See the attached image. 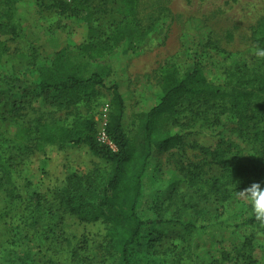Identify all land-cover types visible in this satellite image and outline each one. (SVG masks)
I'll return each instance as SVG.
<instances>
[{"label": "rangeland", "instance_id": "1", "mask_svg": "<svg viewBox=\"0 0 264 264\" xmlns=\"http://www.w3.org/2000/svg\"><path fill=\"white\" fill-rule=\"evenodd\" d=\"M138 14L143 27L155 28L136 51L127 53L123 43L103 58H83L90 59L91 73L104 69L107 88L117 83L126 95L129 137L138 114L157 103L167 66L184 74L198 63L218 86L238 67L264 70L254 54L264 48V0H139ZM126 15L125 0H0V156L13 164L9 180L2 181L0 169V264H116L104 224L50 211L48 203L35 210L32 203L35 193L52 201L71 174L97 169L105 177L106 162L87 147L18 155L11 140L23 124L71 123L77 112L94 118L100 132L109 113L105 89L88 102L60 107L53 93L33 95L34 69L51 64L63 48L79 57L83 44L103 45ZM13 103L21 110L13 112ZM220 121L234 140L237 120L228 114ZM191 140L157 153L144 177L138 212L147 228L134 264H264V233L247 222L250 205L237 198L224 204L210 190V178L221 170L204 149L217 141ZM252 147L241 142L244 162L253 159ZM14 189L20 198L11 201Z\"/></svg>", "mask_w": 264, "mask_h": 264}, {"label": "trees", "instance_id": "2", "mask_svg": "<svg viewBox=\"0 0 264 264\" xmlns=\"http://www.w3.org/2000/svg\"><path fill=\"white\" fill-rule=\"evenodd\" d=\"M138 3L139 0H125L126 18L103 45L85 43L80 47L79 57H72L63 48L54 55L51 64L34 69L37 81L33 84V95L42 99L53 93L56 97L53 103L60 107L88 102L100 89H105L109 97L106 133L114 148L99 141L95 119L78 112L71 123L37 120L23 124L11 140L18 155L33 156L51 146L87 147L94 157L106 162L105 177L97 169L86 175L71 174L54 192L52 201L35 193L32 203L35 210L43 209L48 203L50 211L58 208L81 222L104 224V243L116 256V264H134L136 249L144 241L147 224L138 208L144 177L157 160V153L171 151L196 137L217 141L214 149L204 151L221 170V175L210 178L209 184L224 204L231 203L236 191L252 182H264V70L238 67L228 75L226 86H218L208 80L198 63L184 74L175 66H167L161 71L157 103L138 114L135 135L128 136L126 95L117 83L107 88L104 69L91 73L90 59L83 58L87 55L103 58L123 43L127 44V53L136 51L155 28V25L142 26ZM58 6L63 4L59 2ZM262 62L264 66V59ZM11 110L18 112L21 106L13 103ZM228 114L237 120L234 140L226 138V130L220 127L221 118ZM238 142L255 146L250 162L239 157ZM12 166L9 159L0 156L2 181L9 180ZM9 195L11 201L20 198L15 189ZM247 222L264 233V227L254 215ZM250 243L251 239L245 246L249 247ZM237 256L241 258V253ZM244 257L251 256L248 253Z\"/></svg>", "mask_w": 264, "mask_h": 264}, {"label": "clouds", "instance_id": "3", "mask_svg": "<svg viewBox=\"0 0 264 264\" xmlns=\"http://www.w3.org/2000/svg\"><path fill=\"white\" fill-rule=\"evenodd\" d=\"M254 54L264 59V48L257 46ZM236 198L250 205L254 218L264 227V182H252L240 191H236Z\"/></svg>", "mask_w": 264, "mask_h": 264}, {"label": "built area", "instance_id": "4", "mask_svg": "<svg viewBox=\"0 0 264 264\" xmlns=\"http://www.w3.org/2000/svg\"><path fill=\"white\" fill-rule=\"evenodd\" d=\"M108 109L109 108H107V111H108ZM107 122H108V113H107L106 120L104 121L102 129L98 133V139L101 143L106 144V145L110 146L111 148H114L113 142L109 139V137L106 133Z\"/></svg>", "mask_w": 264, "mask_h": 264}]
</instances>
